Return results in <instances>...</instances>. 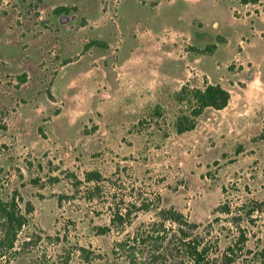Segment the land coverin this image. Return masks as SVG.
<instances>
[{
	"label": "rangeland",
	"instance_id": "374dc122",
	"mask_svg": "<svg viewBox=\"0 0 264 264\" xmlns=\"http://www.w3.org/2000/svg\"><path fill=\"white\" fill-rule=\"evenodd\" d=\"M176 1L0 0V198L17 194L27 218L0 264L65 251L67 264H126L115 242L169 206L221 253L239 230L215 207L264 202V0ZM206 81L229 91L227 106L176 133L175 93ZM143 200L130 223L96 232ZM252 219L239 220L247 261L264 247V212Z\"/></svg>",
	"mask_w": 264,
	"mask_h": 264
},
{
	"label": "trees",
	"instance_id": "16d2710c",
	"mask_svg": "<svg viewBox=\"0 0 264 264\" xmlns=\"http://www.w3.org/2000/svg\"><path fill=\"white\" fill-rule=\"evenodd\" d=\"M240 1L244 4L257 2V0ZM63 10L66 8L57 7L54 11L58 13ZM211 47L214 49L215 44ZM175 98L184 105L174 121L176 133L181 134L195 128L198 117L205 109L225 108L229 102L230 93L221 84L206 81L202 87L190 86L187 83L182 85L175 93ZM152 115L161 116L159 106L154 107ZM260 137H264V121ZM84 180L94 182L96 185L102 180V175L97 170L87 171L84 173ZM80 182L81 180H77L76 185ZM222 192H227L226 187H222ZM19 199L17 194H13L6 200L0 198V257L15 252L17 236L27 221L26 213L20 209ZM149 207L150 203L144 200L138 206L131 202V206L125 208L124 212L119 207H115L109 225L95 226V230L98 234H104L111 228L118 229L130 223L132 209L147 210ZM214 210L216 213L229 215L228 220L237 225L239 230L237 238L226 245L221 253L217 247L214 248L209 240L197 232L198 223L189 221L181 211L172 206L157 209L154 220L142 224L123 239L116 241L112 251L124 257L126 264H257V261L264 263V247L254 252L253 258L249 261L246 260L247 258L242 259L247 236L239 224L241 219L253 222L252 215L255 212H264V202L252 198L234 210L228 203L219 204ZM27 211H31L29 205ZM218 217L216 216L214 220L218 221ZM80 249L82 253L80 254L84 260L88 261L89 254H83L84 248ZM244 251L252 253L249 249ZM65 252L58 256L57 261H61V264H67L70 259L71 252ZM257 255L261 258H257ZM57 261L50 264H57Z\"/></svg>",
	"mask_w": 264,
	"mask_h": 264
},
{
	"label": "crops",
	"instance_id": "0c3cea01",
	"mask_svg": "<svg viewBox=\"0 0 264 264\" xmlns=\"http://www.w3.org/2000/svg\"><path fill=\"white\" fill-rule=\"evenodd\" d=\"M178 1H180V0H177L176 2H178ZM181 1L184 2V3H186V4H188L189 6H195V5H197L198 3H200L201 0H194V1L181 0ZM167 3H168L167 6H172V5H173L172 1H169V2H167ZM171 3H172V4H171ZM246 4H247V3H246ZM246 4H245V5H246ZM233 8H234V7H233ZM158 11H159L158 8L154 10V12H155L157 15H158ZM195 18H197V17H193V19H195ZM206 25H207V24H206ZM230 25H234V26H235V22H234V20H231ZM235 27H236V26H235ZM220 34L223 35V36H222V39H223L224 41L228 39V36H229V35H225V34H223L222 32H220ZM233 34L236 35L235 32H233ZM137 38H138V39L140 38L139 34H137ZM137 38L135 37L136 42H137V40H138ZM144 39H145V38H144ZM144 39H141V38H140V40H138L139 45H141L140 43H142V44L144 43ZM116 79H117V78H116V76H115V77L113 78V80L116 81Z\"/></svg>",
	"mask_w": 264,
	"mask_h": 264
},
{
	"label": "water",
	"instance_id": "95a60500",
	"mask_svg": "<svg viewBox=\"0 0 264 264\" xmlns=\"http://www.w3.org/2000/svg\"><path fill=\"white\" fill-rule=\"evenodd\" d=\"M61 22V21H60Z\"/></svg>",
	"mask_w": 264,
	"mask_h": 264
}]
</instances>
